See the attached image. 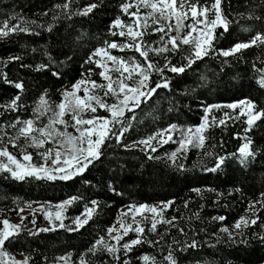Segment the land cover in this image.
<instances>
[{
	"label": "trees",
	"instance_id": "trees-1",
	"mask_svg": "<svg viewBox=\"0 0 264 264\" xmlns=\"http://www.w3.org/2000/svg\"><path fill=\"white\" fill-rule=\"evenodd\" d=\"M65 2L0 0V23L12 16L18 18L12 23H19V18H23L29 22L26 26L36 33L0 37V104H7L16 95H20L22 104L19 111L0 115V126L5 128L8 136L16 132V129L7 127L12 121L34 118L33 109L42 95L46 94L55 106L61 101L63 91L71 89L73 84L83 79L89 69L94 73L91 79L103 83L96 74L101 70L85 61L95 48L104 46L105 41L122 42L119 36L109 35V26L117 16L124 21L129 20L120 11L123 0H73L70 16L55 7ZM94 2L100 7L93 13L88 16L75 15ZM199 2L210 5L212 0ZM221 7L231 23L228 32L217 30L223 35L215 42L216 49L227 50L238 42L248 41L256 32L264 31V19H249L250 15L264 18V0H223ZM48 26H51V31ZM246 28L250 31H245ZM144 39L155 42L159 35H147ZM186 51L171 56V62L187 63L184 59ZM112 53L116 56L138 57V54L127 50H112ZM16 56L21 59L9 62L10 57ZM151 58L161 66L165 63L163 56L152 55ZM262 61L264 47H252L244 50L238 58H224L213 53L196 61L182 74L165 71L164 75L170 80V89L161 88L148 102L133 111H126L125 118L130 127L121 142L117 143L115 138L108 141L103 148V155L95 161L94 166L72 180L29 178L16 181L9 174L0 173V221L15 217L28 204L54 205L71 197H79L77 202L67 208L66 221L79 216L85 206H90L91 200L99 202L98 214L79 231L58 228L41 232L38 228L42 218L37 216L36 229L29 231L22 228L20 234L7 243L6 251L16 259L30 257L29 264H64L57 259L62 256L70 257L68 264H79L81 256H86L90 264H121L111 261L106 253L92 255L88 249L97 239L107 238L109 227L119 226L121 211L129 205H163L162 202H172L164 216L167 219L176 217L178 227L158 225L159 231L167 234L156 247L147 243L135 246L127 255L118 253L121 260H128L129 264H141L139 258L150 255L161 264H166L163 257L173 240L180 242L179 245H173L174 248L196 240L199 243L197 249L175 253L178 264H264V242L256 238L258 233H264V206L257 204L255 214L249 211V205L260 200L261 194H264V121L246 132L247 125L241 122L244 117L229 119L225 116V113L235 116L238 109L234 111L222 107L212 109L207 114L209 120L214 116L217 120L226 121L225 125L216 124L209 129L207 135L211 136V140L207 142V151L230 155L237 151L244 137H249L257 149V157L247 168H242L236 159H228L222 170L205 172L202 169L211 167L213 158L204 157L201 149L192 147L186 150V155L178 153L174 165L169 159L170 154L179 148V144L174 141L157 144L153 140L152 143L158 149L156 152H151L149 148L134 147L137 141L168 129L170 125H177L178 129L183 130L200 125L206 116V106L249 99L264 109V88L257 83L261 78L259 69L264 68ZM40 65H45L46 70L37 71ZM53 72H58L59 76H54ZM4 76L13 82H22L23 92L4 83ZM151 80L154 87L160 76L153 74ZM107 102L113 103L114 98L108 97ZM48 115L51 113L41 117L42 124L47 123ZM97 115L107 116V112L98 110ZM116 130H119V125ZM69 131L74 132V129L69 128ZM8 147L19 156L17 149L10 145ZM28 151L33 153L39 163L36 150L28 148ZM149 156L156 159H149ZM179 164H183L184 168L181 169ZM113 188L115 192L111 190ZM196 189L200 192L197 193ZM246 215L257 219V225L246 229V244H230L220 229H231ZM221 216L225 218L223 221L214 219ZM127 221L131 219L128 217ZM145 227H150V224ZM0 228H3L2 223ZM178 228H183L185 234ZM136 235L130 232L121 244L135 239ZM147 238L160 240L159 236L152 233H148ZM218 239L222 242L218 243ZM108 242L116 243L115 240Z\"/></svg>",
	"mask_w": 264,
	"mask_h": 264
},
{
	"label": "snow or ice",
	"instance_id": "snow-or-ice-1",
	"mask_svg": "<svg viewBox=\"0 0 264 264\" xmlns=\"http://www.w3.org/2000/svg\"><path fill=\"white\" fill-rule=\"evenodd\" d=\"M72 2L73 0H66L65 3L55 7L62 9L70 16ZM222 3L223 0H212L210 5H203L199 0H123L120 4V11L129 17V20L124 21L120 16H117L109 26V35L119 36L122 38V42L105 41L104 46L95 48L85 61V63L95 64L97 69H101L96 74L105 83H98L91 79L94 73L89 69L86 75L82 74L84 75L83 79L72 85L70 91L67 89L63 91L62 99L58 104L53 106L46 94L42 95L33 109L34 118L27 120L17 118L12 121L7 127L16 129L15 135L8 136L5 128L0 126V133H3L0 135V173L9 174L16 181H25L29 178L49 181L72 180L74 177L82 175L90 166H94L95 161L103 155V148L108 141L115 138L117 143L121 142L130 127L125 118L126 111H133L141 104L148 102L158 94L159 89H170V80L164 75L165 71L182 74L196 61L203 60L213 53L224 58H238L244 50L252 47H264V31H258L248 41L238 42L227 50L216 49L215 42L223 35L217 30L223 29V32H228L231 23L223 13ZM98 7L100 4L90 3L75 15L88 16ZM253 18L264 19L260 16H249V19ZM17 19L12 16L0 23V37H8L10 34L16 33L36 34L26 26L29 22L23 18H19V23H12ZM48 30L51 31V26H48ZM244 30L250 31L247 28ZM157 34L159 39L155 42L144 39L147 35ZM185 49L187 51L184 59L187 63L173 64L171 56L177 55ZM110 50L120 52L127 50L138 54V57L137 55L116 56ZM152 55L163 56L164 65L155 63L151 58ZM19 59H21L19 56L10 57L9 62ZM36 70H46V66L40 65ZM259 72L261 78L257 83L261 88H264V68L259 69ZM52 74L59 76L58 72ZM153 74L160 76V80L155 81L154 87L151 80ZM3 82L12 85L20 92L24 90L22 82H13L6 76L3 77ZM81 92L83 95H80ZM108 97L114 98V102L108 103ZM20 100V95H16L7 104H0V109H3L0 115H3L4 112L19 111L22 107ZM222 107L234 111L239 109L235 116L228 113H225V116L229 119L244 117L241 122L247 125L246 132L258 127L259 122L264 121V109L259 108L249 99L225 105L206 106L204 108L206 116L202 118L203 122L194 129L189 127L182 131L179 141H174L179 144V148L169 156L174 165L177 163V154L186 155V150L189 147L201 149L204 157L213 158V165L205 166L202 169L209 173L222 170L228 159H236L242 168H247L256 159L257 149L249 137H244V142L235 153L230 155H217L207 151V142L211 140V136L207 135L209 129L213 125H225L226 123L224 119L217 120L214 116L209 120L207 114L212 109ZM98 110H103L108 115H97ZM48 113L51 115H48L47 123L42 124L41 117ZM117 125H119L118 131L116 130ZM69 128L74 129V132L69 131ZM176 129L177 125H170L168 129L159 130L152 136L136 143L149 148L151 152H156L158 149L152 141L156 140L162 143L173 141L172 132ZM165 134H167V139H164ZM9 145L19 151V156L9 150ZM47 145H51V147H47ZM28 148L36 150L35 155L40 157L39 163L36 162L33 153L29 152ZM148 158L156 159L154 156ZM178 166L181 169L184 168L183 164ZM111 190L115 192L114 188ZM195 191L200 192L199 189ZM79 199V197H71L63 203L55 205L57 211L54 214L46 212V218H49L51 222V217L54 215L55 220L60 222V228L70 232L79 231L93 219L94 215L98 214L97 209L99 208V202L91 200L90 206H85L84 211L73 219L72 223L75 227H69L63 222L64 212ZM162 204V208L144 204L129 205L128 211L122 213L118 219L119 229L115 226L109 227L107 238L97 239L88 249V253L97 255V253L103 252L111 258V261L129 264L128 260H121L118 253L122 252L123 255H127L135 246L144 243L156 247L167 234V232H160L158 225L178 227L176 217L167 219L164 216V212L172 202H162ZM257 204L264 206V194H261L260 200L249 205V211L253 214H255ZM28 207L31 205L29 204ZM20 211L22 212L23 209ZM148 213L151 215H147ZM137 216H140L141 219L137 220ZM128 217H131L130 222L127 221ZM197 218H199L198 215ZM214 219L223 221L225 218L221 216ZM23 220L24 217H21V224L15 225L7 219L0 221L3 224V228H0V264H29L30 257L26 256L23 260H16L6 251L7 243L22 231ZM33 223H35L34 220ZM257 223V219L246 215L242 216L231 229L222 227L220 231L226 234V239L230 244H246L247 241L244 239L246 229L257 225ZM146 224H150V227L146 228ZM178 230L185 234L183 228H178ZM39 231H55V228L39 229ZM130 232H135L136 238L121 244V241ZM148 233L159 236L160 240H149ZM32 234L35 235V233ZM256 238L264 242V233H258ZM109 240H115L116 243H109ZM217 242L221 243L222 241L218 239ZM179 243V241L173 240L172 244L168 245L163 262L178 264L176 252L199 247L196 240L185 242L182 247H173ZM57 259L68 264L70 257L62 256ZM139 259L141 264H161L156 257L150 255H143ZM79 264H90V262L86 256H81Z\"/></svg>",
	"mask_w": 264,
	"mask_h": 264
},
{
	"label": "rangeland",
	"instance_id": "rangeland-1",
	"mask_svg": "<svg viewBox=\"0 0 264 264\" xmlns=\"http://www.w3.org/2000/svg\"><path fill=\"white\" fill-rule=\"evenodd\" d=\"M110 51H112V50H110ZM97 59H99V57H97ZM103 83H105V82L103 81ZM70 90L71 89H69V91ZM80 95H83V93L81 92ZM241 107H243V106H241ZM107 115H108V113H107ZM202 122H203V120H202ZM182 131H185V130L177 128L176 130H174L172 132L173 141H175L176 138H178V139L181 138V132ZM164 139H167V134H165ZM154 142H156L157 144H164L162 142H157L156 140ZM169 142H171V141H169ZM47 147H51V145H49ZM134 147L145 148L143 145H140V144H135ZM145 149H148V148H145ZM37 157L39 158V161H40V157L39 156H37ZM61 203H63V202H61ZM61 203H58V204H61ZM28 205H26L23 208H21V209H23V211L21 212L19 210L18 214L15 217H13V218L8 219V221L11 224H14V225L15 224H21V217H24L22 228L24 230L33 231V230L36 229V225H35V223H33V220L36 221L37 216H40L42 218V223H41V225L39 226L38 229H46V228H53V227L55 229L60 228L59 227V223L60 222L55 220V216L54 215L51 217V222H50V219L46 218V215H45L46 212H52L54 214L57 211V208L55 207V205H57V204H54V205H52V204H50V205L49 204H30L31 207H28ZM148 206H150V207L151 206H155V207H158V208H162L163 207V205H161V204H152V205H148ZM127 211H128V207L123 209L121 211V213H124V212H127ZM65 212H64V216H65ZM147 215L150 216L151 214L148 213ZM75 218H73V219H75ZM129 218L131 219V217H129ZM65 219H66V217H65ZM65 219L63 221L65 225H67L69 227H75V225L72 223L73 219H71V220L67 219L66 221H65ZM136 219L140 220L141 217L137 216ZM26 220H27V222L25 224L24 222ZM29 220H31V222H28ZM117 229H119V226L117 227ZM113 235H115V233H113ZM16 260H23V259H16Z\"/></svg>",
	"mask_w": 264,
	"mask_h": 264
}]
</instances>
